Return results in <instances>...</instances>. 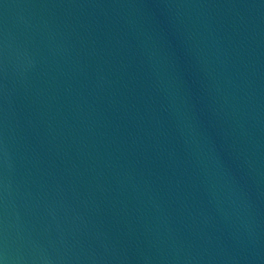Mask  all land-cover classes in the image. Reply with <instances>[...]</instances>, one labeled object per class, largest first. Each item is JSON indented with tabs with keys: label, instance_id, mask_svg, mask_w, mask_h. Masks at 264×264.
Here are the masks:
<instances>
[{
	"label": "water",
	"instance_id": "water-1",
	"mask_svg": "<svg viewBox=\"0 0 264 264\" xmlns=\"http://www.w3.org/2000/svg\"><path fill=\"white\" fill-rule=\"evenodd\" d=\"M0 264H264V0H0Z\"/></svg>",
	"mask_w": 264,
	"mask_h": 264
}]
</instances>
